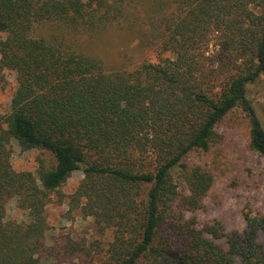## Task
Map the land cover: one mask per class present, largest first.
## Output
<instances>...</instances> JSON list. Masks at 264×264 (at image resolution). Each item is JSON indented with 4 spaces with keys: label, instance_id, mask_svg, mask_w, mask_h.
Listing matches in <instances>:
<instances>
[{
    "label": "trees",
    "instance_id": "obj_1",
    "mask_svg": "<svg viewBox=\"0 0 264 264\" xmlns=\"http://www.w3.org/2000/svg\"><path fill=\"white\" fill-rule=\"evenodd\" d=\"M140 11L173 58L107 71L32 35L41 23L96 33ZM0 33V75L13 72L17 84L0 117V264L87 253L72 239L46 242V208L78 171L72 209L114 235L98 264H264V215L248 208L243 234L200 223L214 177L185 162L210 150L218 123L239 107L251 150L264 156V124L248 97L264 76V0H0ZM12 142L50 152L55 165L17 172ZM11 201L29 221L6 220Z\"/></svg>",
    "mask_w": 264,
    "mask_h": 264
},
{
    "label": "rangeland",
    "instance_id": "obj_2",
    "mask_svg": "<svg viewBox=\"0 0 264 264\" xmlns=\"http://www.w3.org/2000/svg\"><path fill=\"white\" fill-rule=\"evenodd\" d=\"M146 16L145 11H140L137 17L96 33L78 32L56 23H41L34 27L32 35L98 58L103 61L107 71L132 70L145 62L158 63L162 59L174 57L171 52L159 49L155 43L158 39H155ZM5 37V34L0 33V40ZM16 85L13 72H6L4 79L0 75V117L10 111ZM248 97L264 124V76L249 86ZM217 132L218 137L209 151L196 150L185 159L190 167H201L214 177V184L205 198V209L197 217L200 223L218 220L227 233L243 234L247 229L243 216L248 208L264 215V156L250 148L249 118L241 107L218 123ZM11 146L12 164L17 172L36 174L40 160L44 161L47 168L56 163L50 152H24L15 142ZM83 179L82 172L73 173L61 188L63 200L53 197L46 208L49 226L46 242L51 246L72 239L85 246L87 253L67 255L58 260L44 259L43 264H98L100 251H106L114 242L112 230L101 234L93 218L84 216L80 209H72L70 197ZM6 220L27 222L29 213L17 208L16 201H11L7 207ZM257 242L264 250V233H259ZM217 243L228 249L225 239ZM140 264L148 262L143 260ZM236 264H241L239 258H236Z\"/></svg>",
    "mask_w": 264,
    "mask_h": 264
}]
</instances>
